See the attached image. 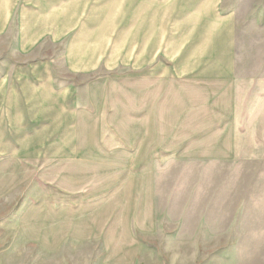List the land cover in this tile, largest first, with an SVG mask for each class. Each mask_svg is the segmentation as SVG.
<instances>
[{"label": "crops", "instance_id": "1", "mask_svg": "<svg viewBox=\"0 0 264 264\" xmlns=\"http://www.w3.org/2000/svg\"><path fill=\"white\" fill-rule=\"evenodd\" d=\"M238 3L0 0V198L54 162L40 248L94 239L95 227L103 239L106 207L75 200L78 158L168 157L179 151L152 132L236 129ZM102 69H132V90L96 82Z\"/></svg>", "mask_w": 264, "mask_h": 264}, {"label": "rangeland", "instance_id": "2", "mask_svg": "<svg viewBox=\"0 0 264 264\" xmlns=\"http://www.w3.org/2000/svg\"><path fill=\"white\" fill-rule=\"evenodd\" d=\"M238 2L236 129L152 132L179 151L168 157L78 158L88 162L77 163L75 200L106 207L103 239L95 227L94 239L56 249L38 244L37 204L55 197L54 162L43 158L0 198V264H264V0ZM7 48L0 40V58ZM132 75L93 78L132 90Z\"/></svg>", "mask_w": 264, "mask_h": 264}]
</instances>
